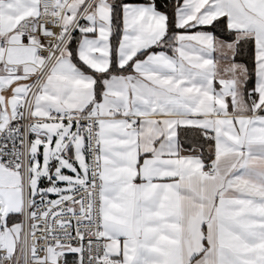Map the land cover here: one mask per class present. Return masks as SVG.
Instances as JSON below:
<instances>
[{
    "label": "snow or ice",
    "instance_id": "snow-or-ice-1",
    "mask_svg": "<svg viewBox=\"0 0 264 264\" xmlns=\"http://www.w3.org/2000/svg\"><path fill=\"white\" fill-rule=\"evenodd\" d=\"M171 7L0 0V264H264V0Z\"/></svg>",
    "mask_w": 264,
    "mask_h": 264
},
{
    "label": "trees",
    "instance_id": "trees-1",
    "mask_svg": "<svg viewBox=\"0 0 264 264\" xmlns=\"http://www.w3.org/2000/svg\"><path fill=\"white\" fill-rule=\"evenodd\" d=\"M167 3H168V9H167V10H168L169 12H171V11H172V7H171V5H172V0H167ZM247 58H248L247 50H244V51H242V52L240 53V55L237 57V60L243 62V61H246Z\"/></svg>",
    "mask_w": 264,
    "mask_h": 264
}]
</instances>
